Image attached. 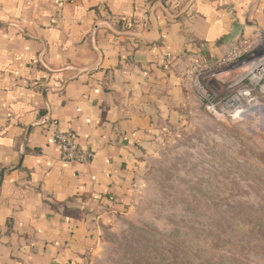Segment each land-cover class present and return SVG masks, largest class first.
Listing matches in <instances>:
<instances>
[{"label":"crops","instance_id":"crops-1","mask_svg":"<svg viewBox=\"0 0 264 264\" xmlns=\"http://www.w3.org/2000/svg\"><path fill=\"white\" fill-rule=\"evenodd\" d=\"M264 0H0V264H83ZM94 157L65 163L55 132Z\"/></svg>","mask_w":264,"mask_h":264},{"label":"rangeland","instance_id":"rangeland-1","mask_svg":"<svg viewBox=\"0 0 264 264\" xmlns=\"http://www.w3.org/2000/svg\"><path fill=\"white\" fill-rule=\"evenodd\" d=\"M263 55L200 69L208 94L194 90L83 264H264V90L250 74Z\"/></svg>","mask_w":264,"mask_h":264},{"label":"built area","instance_id":"built-area-1","mask_svg":"<svg viewBox=\"0 0 264 264\" xmlns=\"http://www.w3.org/2000/svg\"><path fill=\"white\" fill-rule=\"evenodd\" d=\"M258 47L264 48V29L257 32L255 36L252 38H244L242 40H239L228 55H230L235 50L237 51L239 48H243V49L245 48L246 51L248 52V51H254L258 49ZM203 66L205 65H202L201 63H196L188 72V74L194 79V82L196 84V89L201 95L208 94V92L205 90L202 84L205 78L202 77L200 69H203ZM252 68L253 70L250 73L252 75V79L254 76L258 77L264 75L263 72L264 55L255 59V63H253ZM262 84L264 85V78L262 80ZM257 88L258 87L255 85V90ZM54 137H55V142L60 149L61 159L63 162L84 164V163H88L94 157L93 154L85 152L80 147V145L76 142V136L73 131L70 130L67 132H62L59 129H57Z\"/></svg>","mask_w":264,"mask_h":264},{"label":"bare ground","instance_id":"bare-ground-1","mask_svg":"<svg viewBox=\"0 0 264 264\" xmlns=\"http://www.w3.org/2000/svg\"><path fill=\"white\" fill-rule=\"evenodd\" d=\"M255 72V71H254ZM264 72V70H263ZM264 78V75L258 76V77H253V80L255 81V85L257 87H260L262 90H264V85L262 84V80Z\"/></svg>","mask_w":264,"mask_h":264},{"label":"trees","instance_id":"trees-1","mask_svg":"<svg viewBox=\"0 0 264 264\" xmlns=\"http://www.w3.org/2000/svg\"><path fill=\"white\" fill-rule=\"evenodd\" d=\"M205 264H212V263H205Z\"/></svg>","mask_w":264,"mask_h":264}]
</instances>
